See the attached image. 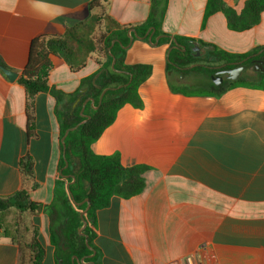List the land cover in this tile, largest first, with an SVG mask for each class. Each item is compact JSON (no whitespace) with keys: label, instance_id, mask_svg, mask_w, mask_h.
Listing matches in <instances>:
<instances>
[{"label":"crops","instance_id":"crops-1","mask_svg":"<svg viewBox=\"0 0 264 264\" xmlns=\"http://www.w3.org/2000/svg\"><path fill=\"white\" fill-rule=\"evenodd\" d=\"M91 1L40 0L37 11L29 0H0V59L17 73L10 82L0 71V197L17 191V162L29 156L36 182L30 200L40 208L32 217L44 251L40 264H61L57 256L67 254L63 245L59 250L51 243L47 207L55 200L57 183L68 192L74 180L60 176L68 164L59 167L64 153L55 98L49 92L31 98L33 134L29 136L27 95L17 80L32 39L63 37L67 29L85 24ZM221 1L240 13L246 0ZM207 2L166 0L159 34L143 26L152 0H100L102 8L92 11L104 10L129 27L122 37L128 38L122 62L149 66L150 73L137 89L141 105L121 106L90 150L97 156H114L124 167H144L145 186L129 199L112 196L107 207L95 211L94 254L83 256L82 263L72 256V262L184 264V257L192 255L202 264H264V88L237 84L215 95L200 92L205 82L198 91L188 89L191 85L185 80L192 73L191 65L201 66V42L228 54L264 47V11L258 24L233 31L220 11L204 18ZM101 26L104 31L105 25ZM128 35L133 37L131 43ZM175 37L192 41L188 48L196 62L183 65L186 47L177 42L185 50L172 48ZM109 47L88 53L83 45L76 47L86 55L77 70L51 55L48 86L74 94L81 80L107 61ZM90 99L81 103L80 113L86 104L92 107ZM18 258L17 247L0 231V264H18Z\"/></svg>","mask_w":264,"mask_h":264},{"label":"trees","instance_id":"trees-1","mask_svg":"<svg viewBox=\"0 0 264 264\" xmlns=\"http://www.w3.org/2000/svg\"><path fill=\"white\" fill-rule=\"evenodd\" d=\"M165 6L166 0H152L150 13L143 26L154 29L155 33L159 34ZM96 8H102L100 0H92L89 3L90 13L85 24L67 29L63 37L40 35L32 39L27 63L17 80L24 87L27 95L29 136L33 134L32 117L28 112L29 104L31 98L38 92H49L55 98V113L60 122L61 138L68 129L77 126L76 129L68 132L61 145L64 156L61 154L59 165L62 169L67 162L68 166L62 170L60 176L61 178L73 176L74 182L68 186V192L63 189V183H57L55 200L47 207L51 243L59 250L62 245L67 248L65 257L57 256L61 264H77L74 260L71 261L72 256L80 259L92 253L85 245V238L80 239L77 231L81 226L79 214L87 207L86 199L89 209L85 214L87 224L84 234L87 242L94 249L91 227L94 225L95 211L107 207L112 196L129 199L140 194L145 186L144 167H124L116 157L97 156L90 150V145L112 123L121 106L127 103L141 105L137 89L150 73L149 66H128L122 62L124 46L128 44V38L122 39V37L129 27L117 23L104 10L100 14L92 13ZM218 11L225 15L227 27L230 30L244 31L259 23L261 13L264 11V0H246L240 13L226 7L221 0H208L204 18ZM102 24L105 25L104 31ZM80 28H83V32H88L84 35L79 31ZM115 39L119 40V43H115L110 50L115 60L113 70L110 68L112 57L108 55L107 61L96 73L81 80L79 90L74 94L67 95L48 86L47 77L51 68V55L63 58L71 70H77L84 64L86 55L81 54L82 49L76 47L80 48L83 45L86 53L100 49L107 50ZM175 39L186 47L183 54V65L196 62V58L188 48L192 41L178 37ZM199 44L203 48V54L198 60L202 59V62L209 64L221 63L227 66L230 62L241 61L260 50L263 51L258 56L251 57L245 63H251L255 59H264V47H257L245 54H228L213 45L202 42ZM0 66L5 67L1 59ZM201 69L202 66L194 67L192 72L197 73ZM237 84L264 88V71L254 77H243L236 81L227 80L219 86L204 88L200 92L218 95ZM106 88L108 89L99 102V97ZM81 89L85 90L83 94L80 93ZM80 95V102L73 107ZM87 98L93 99V107H96L93 108L86 104L83 115L89 116V119L80 113L81 103ZM17 168L19 172L17 191L11 196L0 197V231L17 247L18 264H40L44 251L32 222V217L36 215L39 205L30 200V195L36 188L30 157L20 158ZM71 180L67 179L69 182ZM73 202L83 203L75 209ZM9 216L10 220L6 221ZM79 239L80 243H78ZM90 260L96 262V257Z\"/></svg>","mask_w":264,"mask_h":264},{"label":"water","instance_id":"water-1","mask_svg":"<svg viewBox=\"0 0 264 264\" xmlns=\"http://www.w3.org/2000/svg\"><path fill=\"white\" fill-rule=\"evenodd\" d=\"M131 32L133 33V36H134V37H137V35H136V33H135L134 30H131ZM128 36H129V35H128ZM129 39H130V43H131L132 40H133V37L129 36ZM173 43H174V45H173L172 48L181 49V50H183V51L185 50L184 46L179 45L175 39H173ZM112 45H113V42L111 43L110 47H111ZM110 47H109L108 50H110ZM170 50H171V48H170ZM261 52H262V50L259 51L258 53H256L255 55H252V56H253V57H254V56H258ZM109 55L112 57L111 53H109ZM249 58H250V57H247L246 59H244V60H242V61H240V62H237V63H233V64H243V63H244L246 60H248ZM253 61H254V60H253ZM253 61H251V63H252ZM114 62H115V60H114V58L112 57V63H111V68H112V69H113V66H114ZM196 66H198V64H193V65H191L190 67H196ZM221 66L223 67L224 65H221ZM257 68H258V69H257ZM244 69H245V65H239V66L236 67V68H233V69H227V70H225V71H222V73H227V74H229V77H228L229 80H231V81H236V80L239 78V76L241 75V73L244 71ZM256 70L261 71V72L264 71V59H263V58L257 59ZM0 71L5 75V77H6L10 82L15 81V79L17 78V73L14 72V71H12V70H10V69H7L6 67L0 66ZM214 83H215V85H219V82H214ZM107 89H108V88H106V89L102 92V94L100 95L99 102H100V100H101V98H102L104 92H105ZM90 102H91V105H92V107H93L94 100H93V99H90ZM75 104H76V103H75ZM93 108H96V107H93ZM81 115H82L83 117H86V119H89V116H87V115H83V114H82V111H81ZM83 122H85V121H83ZM83 122H82V123H83ZM76 128H77V126H75V127H73V128H70V129H68V130L64 133V136L61 138V144H62V145H63L64 139H65V137L67 136L68 132H70V131H72V130H74V129H76ZM73 180H74V179H73ZM85 202H87V207H86V209H85L84 211H82V212L80 213V219H81V221H82V223H83L82 228H84V227L86 226V221L84 220V215L86 214V212H87L88 209H89L88 200L86 199ZM73 203H74V202H73ZM75 204H76V203H75ZM39 210H40V208H38V211H39ZM78 232L81 233V235L85 237V245H86V247H87L90 251H92V254H94V250L91 248V246L89 245V243H88L87 240H86V235H85L83 232H81V230H78ZM87 257H88V256H87ZM73 258L76 259V262H77V263H82L83 260H84L86 257H82L81 259H78L77 256H73ZM84 264H85V263H84ZM90 264H94V263H93V262H90Z\"/></svg>","mask_w":264,"mask_h":264},{"label":"flooded vegetation","instance_id":"flooded-vegetation-1","mask_svg":"<svg viewBox=\"0 0 264 264\" xmlns=\"http://www.w3.org/2000/svg\"><path fill=\"white\" fill-rule=\"evenodd\" d=\"M240 61L230 62L229 65L219 64V65H204L202 66V69L198 72V76L204 78L206 86L205 88H209L211 86H219L223 84L224 82L231 81L229 80V74L222 73V71H225L227 69H233L238 67L239 65H245L244 71L241 73L239 78L243 77H254L257 75L260 71L256 70V63L257 59H255L252 63H243V64H233ZM221 65H224L223 67ZM230 66V67H228ZM251 67L250 71L249 68ZM258 69V68H257ZM238 78V79H239ZM214 82H219V85H215Z\"/></svg>","mask_w":264,"mask_h":264},{"label":"rangeland","instance_id":"rangeland-1","mask_svg":"<svg viewBox=\"0 0 264 264\" xmlns=\"http://www.w3.org/2000/svg\"><path fill=\"white\" fill-rule=\"evenodd\" d=\"M200 64H201V66H204V65H210L209 63H206V62H200ZM211 65H219V64H211ZM250 69H251V67L249 68V70L248 71H250ZM192 71V69L190 70V72ZM261 72V71H260ZM188 80L189 81V83H190V85L191 86H189V88L188 89H198V91H200L199 89H201V87H200V84H202L203 82H205V80H204V78H202L201 76L199 77L198 75H197V73L196 72H192L191 74H189L188 76H186L185 77V80ZM82 212V211H81ZM84 220L86 221V219H85V215H84ZM86 224H87V221H86ZM82 225H83V223H82V221H81V226L79 227V229L78 230H81V232H83L84 233V230H85V228H86V226L84 227V228H82ZM78 235H79V237H80V239L81 238H84L82 235H81V233H79L78 232ZM80 239L78 240V243H80L81 241H80ZM92 248V247H91ZM63 249L66 251L67 250V248L66 247H63Z\"/></svg>","mask_w":264,"mask_h":264},{"label":"built area","instance_id":"built-area-1","mask_svg":"<svg viewBox=\"0 0 264 264\" xmlns=\"http://www.w3.org/2000/svg\"><path fill=\"white\" fill-rule=\"evenodd\" d=\"M184 264H202L196 257L192 255L185 256L183 259Z\"/></svg>","mask_w":264,"mask_h":264},{"label":"clouds","instance_id":"clouds-1","mask_svg":"<svg viewBox=\"0 0 264 264\" xmlns=\"http://www.w3.org/2000/svg\"><path fill=\"white\" fill-rule=\"evenodd\" d=\"M40 0H29V3L32 5L34 9L39 11V9L36 7L37 4H39Z\"/></svg>","mask_w":264,"mask_h":264}]
</instances>
